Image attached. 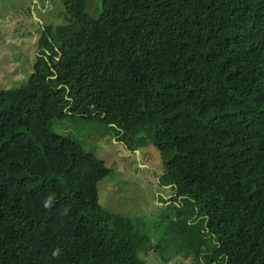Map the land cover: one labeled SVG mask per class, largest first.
Returning a JSON list of instances; mask_svg holds the SVG:
<instances>
[{
	"label": "trees",
	"instance_id": "obj_1",
	"mask_svg": "<svg viewBox=\"0 0 264 264\" xmlns=\"http://www.w3.org/2000/svg\"><path fill=\"white\" fill-rule=\"evenodd\" d=\"M86 1L61 0L27 77L0 88V264H146L170 245L264 264V0ZM61 118L157 150L171 195L150 225L98 203L110 169Z\"/></svg>",
	"mask_w": 264,
	"mask_h": 264
},
{
	"label": "rangeland",
	"instance_id": "obj_2",
	"mask_svg": "<svg viewBox=\"0 0 264 264\" xmlns=\"http://www.w3.org/2000/svg\"><path fill=\"white\" fill-rule=\"evenodd\" d=\"M95 6L99 0L86 1L87 11L93 12ZM63 18L61 0H0V88L17 85L27 77L41 28L62 23ZM52 127L78 141L109 167V173L96 181L97 201L103 208L146 216L149 225L165 209L164 199L171 195V188L157 182L162 163L151 144L129 150L115 140L108 127L96 129L91 120L55 119ZM144 259L146 264H194L190 257L175 253L171 245L162 255L147 251Z\"/></svg>",
	"mask_w": 264,
	"mask_h": 264
},
{
	"label": "clouds",
	"instance_id": "obj_3",
	"mask_svg": "<svg viewBox=\"0 0 264 264\" xmlns=\"http://www.w3.org/2000/svg\"><path fill=\"white\" fill-rule=\"evenodd\" d=\"M53 203V196L49 195L43 202V206L44 208H50L52 206Z\"/></svg>",
	"mask_w": 264,
	"mask_h": 264
}]
</instances>
